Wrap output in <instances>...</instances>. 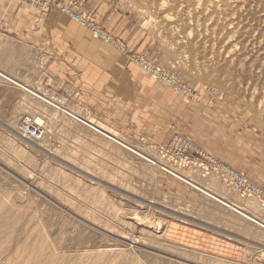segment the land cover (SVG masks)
<instances>
[{"label":"rangeland","instance_id":"obj_1","mask_svg":"<svg viewBox=\"0 0 264 264\" xmlns=\"http://www.w3.org/2000/svg\"><path fill=\"white\" fill-rule=\"evenodd\" d=\"M21 1L93 18L149 81L176 92L139 59L193 89L181 97L206 95L244 130L264 133V0ZM91 4L126 17V42ZM3 24L0 72L14 82L0 75L13 86H0V264H264L263 205L196 167L178 171L184 179L162 171L155 146L167 140L128 136L92 114L78 91L52 89L37 50L5 37ZM37 117L39 141L20 131ZM192 183L231 204L212 189L234 195L263 226Z\"/></svg>","mask_w":264,"mask_h":264},{"label":"crops","instance_id":"obj_2","mask_svg":"<svg viewBox=\"0 0 264 264\" xmlns=\"http://www.w3.org/2000/svg\"><path fill=\"white\" fill-rule=\"evenodd\" d=\"M91 5L96 18L107 29L115 27L126 42V17ZM0 22L5 37L37 50L52 89L78 91L98 119L113 123L128 136L145 135L155 142H167L170 133L182 131L219 161L245 170L264 184V133L244 130L242 119L235 115L233 121L234 111L221 102L209 101L206 95L185 99L149 81L124 55L93 37L56 5L40 12L21 0H0ZM0 86L13 88L1 81ZM212 191L245 209L234 195L219 188Z\"/></svg>","mask_w":264,"mask_h":264},{"label":"built area","instance_id":"obj_3","mask_svg":"<svg viewBox=\"0 0 264 264\" xmlns=\"http://www.w3.org/2000/svg\"><path fill=\"white\" fill-rule=\"evenodd\" d=\"M61 10L68 13L81 26L85 27L93 37L117 48L121 53L126 55V46L113 37V34L95 22L93 18L86 17L85 14L74 12L67 5L61 6ZM138 62L151 73L153 78L168 83L183 97H194V91L191 87L179 83V81L173 77H169L165 74L161 75L157 70H153V67L146 65L143 60L139 59ZM20 131L23 136L34 140L39 141L44 138L43 129L34 120H23ZM155 147L161 162L159 168L162 171L182 178L178 175V171L186 170L189 167H196L200 169V171H203V175H214L223 185L234 191L240 197L254 198L264 206L263 186L250 179L245 172L234 169L218 160L209 158L206 153L193 144H190L184 137L174 134L167 143H161Z\"/></svg>","mask_w":264,"mask_h":264},{"label":"bare ground","instance_id":"obj_4","mask_svg":"<svg viewBox=\"0 0 264 264\" xmlns=\"http://www.w3.org/2000/svg\"><path fill=\"white\" fill-rule=\"evenodd\" d=\"M0 74L4 75L3 73L0 72ZM10 79V77H9ZM14 82V81H13ZM22 86V85H21ZM23 87V86H22ZM33 93V92H32ZM35 94V93H33ZM36 95V94H35ZM34 121L38 124V123H41V119L40 118H34ZM190 184V183H189ZM193 184V187L200 190L201 192H203L204 194L220 201L221 203H223L224 205L228 206L229 208L233 209L234 211L238 212L239 214H241L242 216H244L245 218L253 221V222H256L257 224H260L261 226H263L261 224L260 221H258L255 217H253L251 214L247 213L246 211L242 210L241 208H238L236 206H234L233 204L227 202V201H224L223 199H221L220 197H218L216 194L210 192V191H207L205 189H203L202 187H200L198 184H195V183H192ZM191 185V184H190ZM264 227V226H263Z\"/></svg>","mask_w":264,"mask_h":264}]
</instances>
